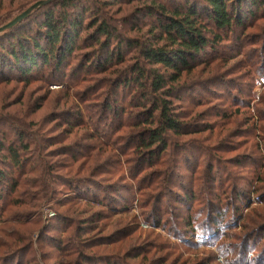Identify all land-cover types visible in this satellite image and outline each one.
<instances>
[{
    "label": "rangeland",
    "instance_id": "1",
    "mask_svg": "<svg viewBox=\"0 0 264 264\" xmlns=\"http://www.w3.org/2000/svg\"><path fill=\"white\" fill-rule=\"evenodd\" d=\"M38 1L0 0V18H15ZM56 1L0 35V146L19 148L23 138L30 147L21 154L24 168L0 163V173L19 183L11 197L28 203L4 217L23 213L28 258L36 261L30 264H262L255 256L264 245V18L238 32L240 42L231 41L210 67L208 60L172 86L187 132L169 133L161 166L149 169L136 153L146 91L98 69L93 61L104 48L95 29L82 31L60 68L37 69L27 79L5 48L16 36L37 35L53 9L85 15L87 25L90 7L120 36L127 58L138 57L151 39L145 10L130 0H88L77 10ZM11 191L0 180V197ZM213 208L227 212L228 224L211 236Z\"/></svg>",
    "mask_w": 264,
    "mask_h": 264
},
{
    "label": "trees",
    "instance_id": "2",
    "mask_svg": "<svg viewBox=\"0 0 264 264\" xmlns=\"http://www.w3.org/2000/svg\"><path fill=\"white\" fill-rule=\"evenodd\" d=\"M83 1L88 3V0H57L56 3L61 7L68 6L77 10ZM135 2L141 4V8L145 10L146 18L150 22L148 26L151 38L138 47V57L127 58L126 50H122L123 43L119 41L120 36L110 30L101 11L96 13L90 7L84 9V13H91L93 17L87 25L83 22L85 15L75 19L71 13L55 15L53 9L46 15V21L38 26L37 35L16 36L18 39L9 42L5 48H8V56L14 66L22 72V77L27 79L37 69L43 70L54 64L60 68L66 58L79 47L82 31L95 29V43L104 48L102 56L98 55V60L93 61L98 64V69L120 78L121 83L124 82L129 89L139 85L146 91L139 106L142 109L147 107L148 115L144 121H135L137 126L142 128L136 153L139 155V165L151 169L161 166V159L168 149V134L183 135L187 132L180 121L183 117L176 112L171 100L176 91L172 86L179 83L185 74L196 71L208 60L210 67L220 58V52L231 44V41L240 42L242 36L239 38L236 34H245L250 28L249 24L253 23L252 20L258 15H261L259 18H264V0H130L126 4ZM13 19L4 15L0 18V27ZM102 37L106 39L105 44L100 41ZM115 39H118L119 43L114 50L111 49V42ZM130 48H134V45H129L127 49ZM240 50L242 52L243 48ZM108 111L111 112V109ZM123 112L126 114L127 111L123 109ZM18 141L19 148L15 143L14 147L8 148L3 141L4 144L0 146V163L10 162L15 167H25L21 154L30 147L23 143V138ZM0 180L8 181L12 189L6 198L0 197V264H30L35 260L28 258L30 239L22 233V229L30 227L21 222L24 219L23 213L14 214L10 220L4 217L5 214L11 213L13 206L23 207L28 203L26 200L11 197L19 187V183L15 182L11 175L0 173ZM146 185L144 183V186ZM151 188V184L148 185L147 189ZM240 196L244 203V198L249 194L243 193ZM186 201V211L191 210V207H188L190 201ZM178 202L185 204L181 199ZM226 214L227 212L224 214L221 210L219 212V208H213V211L208 213V217L212 219L211 224L207 226L209 235L212 236V232L219 233L227 226L228 223L223 221ZM162 218L165 222L166 218ZM187 224L191 226L193 222L188 220ZM8 226L16 227L9 229ZM200 233H206L204 226ZM195 234L197 236V232L192 233ZM60 244L61 242L57 246L58 250H62ZM262 247V252L255 257L264 264V245Z\"/></svg>",
    "mask_w": 264,
    "mask_h": 264
},
{
    "label": "water",
    "instance_id": "3",
    "mask_svg": "<svg viewBox=\"0 0 264 264\" xmlns=\"http://www.w3.org/2000/svg\"><path fill=\"white\" fill-rule=\"evenodd\" d=\"M56 0H41L30 6L26 11L21 13L20 15L16 16L13 20L9 23L5 24L4 26L0 27V35L12 30L17 25L21 24L25 20H27L35 11L51 4Z\"/></svg>",
    "mask_w": 264,
    "mask_h": 264
}]
</instances>
